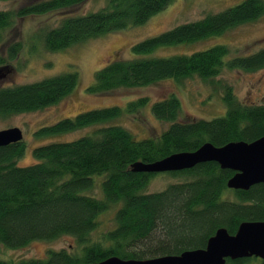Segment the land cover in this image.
Segmentation results:
<instances>
[{
	"label": "trees",
	"instance_id": "trees-1",
	"mask_svg": "<svg viewBox=\"0 0 264 264\" xmlns=\"http://www.w3.org/2000/svg\"><path fill=\"white\" fill-rule=\"evenodd\" d=\"M86 0H41L16 10H0V44L16 18L67 9ZM171 0H104L96 11L64 15L43 32L42 43L55 52L87 39L146 22ZM264 15V0H242L202 18L184 22L131 46L148 55L159 47L188 44L221 35ZM21 49L7 48L8 60ZM226 44L167 57L113 59L95 71L87 87L92 93L144 86L170 78L179 82L199 77L216 79L224 68L255 71L264 68V47L248 55H231ZM0 56V68H11ZM217 83L218 81L215 80ZM77 72H64L38 81L0 87V116L31 112L55 104L77 86ZM225 113L211 119H181L175 94L155 101L151 112L167 127L156 136L137 139L114 122L124 113L119 106L90 109L43 126L37 135L68 133L94 127L69 141H53L32 149L35 162L18 165L23 141L0 147V244L20 248L34 240L74 237L67 250H48L43 259H0V264H78L111 256L144 260L204 248L218 228L234 234L244 221H264V183L248 190L229 189L234 171L214 161L180 171L137 172L136 161L150 163L178 152L194 151L209 142L253 141L264 135V104L240 103L229 85L223 88ZM148 103L146 96L129 101L124 110L135 113ZM182 177L159 191H146L157 175ZM98 185L100 194L90 193ZM229 191L233 198L224 194ZM114 208L113 226L93 240L98 218ZM224 264H244L227 258Z\"/></svg>",
	"mask_w": 264,
	"mask_h": 264
},
{
	"label": "rangeland",
	"instance_id": "rangeland-1",
	"mask_svg": "<svg viewBox=\"0 0 264 264\" xmlns=\"http://www.w3.org/2000/svg\"><path fill=\"white\" fill-rule=\"evenodd\" d=\"M41 0H0V10H16L22 6ZM43 1V0H42ZM242 0H171L162 10L140 25L115 30L65 49L51 52L43 47L44 30L56 26L64 15L85 14L103 6L104 0H86L67 9H57L41 14H27L16 18L6 32L5 41L0 44V56L7 58V48L16 41L21 42L17 56L6 59L11 68H0V87L25 84L64 72H77V86L59 102L31 112L0 116V129L18 127L23 133L24 153L18 165L35 162L32 149L53 141H69L89 133V126L68 133L37 135L36 131L56 121L73 117L78 113L108 106H119L124 113L114 122L128 129L137 139L156 136L167 127V123L157 119L150 105L175 94L181 102V119H211L225 113L223 88L231 87L236 99L246 105L264 104V68L255 71L224 68L216 81H204L199 77L186 78L179 82L166 78L154 83L129 88H118L104 93H92L87 87L93 82L94 73L113 59L145 57H167L175 54L191 53L216 44L231 47V55H248L264 47V15L241 24L227 32L188 44H177L157 48L148 55L133 53L131 46L145 38L155 36L178 24L194 21L208 13H215L233 6ZM2 76V77H1ZM146 96L148 103L131 114L124 110L125 105L138 97ZM182 180L168 174L154 176L146 191H159L169 183ZM99 196L98 185L90 192ZM224 196L233 198L227 191ZM114 208L103 212L98 218L97 228L91 232L93 240L113 226ZM75 246L72 236L64 235L52 241L34 240L24 247L7 248L0 244V259L18 261L21 259H43L48 250L67 249ZM251 264H258L252 261Z\"/></svg>",
	"mask_w": 264,
	"mask_h": 264
},
{
	"label": "water",
	"instance_id": "water-1",
	"mask_svg": "<svg viewBox=\"0 0 264 264\" xmlns=\"http://www.w3.org/2000/svg\"><path fill=\"white\" fill-rule=\"evenodd\" d=\"M22 139L23 133L18 127L0 129V147ZM209 161L234 171L226 182L229 189L248 190L255 184L264 183V135L250 142L231 141L222 146L206 142L194 151L173 153L154 162L136 161L131 168L137 172L159 173L189 169ZM250 256L264 259V221H244L234 234L226 228H218L204 248L177 255L144 260L111 256L100 262L78 264H224L226 258Z\"/></svg>",
	"mask_w": 264,
	"mask_h": 264
},
{
	"label": "flooded vegetation",
	"instance_id": "flooded-vegetation-1",
	"mask_svg": "<svg viewBox=\"0 0 264 264\" xmlns=\"http://www.w3.org/2000/svg\"><path fill=\"white\" fill-rule=\"evenodd\" d=\"M229 259H231V258H229ZM231 260H241V262L244 264H251V262L255 260L258 262V264H264V259L257 257V256L242 257V258H236V259H231Z\"/></svg>",
	"mask_w": 264,
	"mask_h": 264
}]
</instances>
